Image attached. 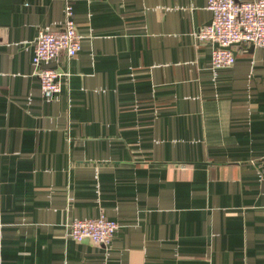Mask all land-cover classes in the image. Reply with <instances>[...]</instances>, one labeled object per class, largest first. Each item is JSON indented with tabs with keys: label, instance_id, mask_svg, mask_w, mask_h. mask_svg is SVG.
Returning a JSON list of instances; mask_svg holds the SVG:
<instances>
[{
	"label": "crops",
	"instance_id": "obj_1",
	"mask_svg": "<svg viewBox=\"0 0 264 264\" xmlns=\"http://www.w3.org/2000/svg\"><path fill=\"white\" fill-rule=\"evenodd\" d=\"M67 0H0V264H264V48L213 70L207 0H69L82 51L44 99ZM119 225L108 249L74 220Z\"/></svg>",
	"mask_w": 264,
	"mask_h": 264
},
{
	"label": "built area",
	"instance_id": "obj_2",
	"mask_svg": "<svg viewBox=\"0 0 264 264\" xmlns=\"http://www.w3.org/2000/svg\"><path fill=\"white\" fill-rule=\"evenodd\" d=\"M211 24L195 35L199 42L215 45L212 69H228L236 63L233 47L264 48V0H207ZM82 51V37L74 19V8L67 0L65 23L60 31L39 32L33 64L45 100L52 101L62 92V80L69 72L47 68V64L65 55L68 62ZM119 229L116 221L101 215L96 219L74 220L68 225L69 237L77 243L92 242L108 249Z\"/></svg>",
	"mask_w": 264,
	"mask_h": 264
},
{
	"label": "water",
	"instance_id": "obj_3",
	"mask_svg": "<svg viewBox=\"0 0 264 264\" xmlns=\"http://www.w3.org/2000/svg\"><path fill=\"white\" fill-rule=\"evenodd\" d=\"M211 24V23H210ZM253 48V47H252Z\"/></svg>",
	"mask_w": 264,
	"mask_h": 264
}]
</instances>
